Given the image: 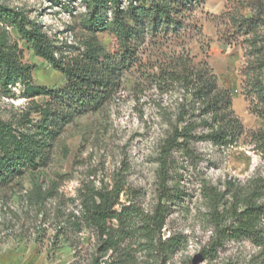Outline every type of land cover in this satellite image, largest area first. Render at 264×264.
<instances>
[{
    "label": "rangeland",
    "instance_id": "1",
    "mask_svg": "<svg viewBox=\"0 0 264 264\" xmlns=\"http://www.w3.org/2000/svg\"><path fill=\"white\" fill-rule=\"evenodd\" d=\"M127 0H125L126 2ZM23 9L65 53L81 52L89 32L82 26L85 7L80 0H0ZM259 18L264 35V0H203L184 16L183 29L166 39L147 37L136 61L124 69L109 97L97 108L61 118L53 130L44 163L8 185H0V264H103L101 240L94 229L72 222L81 219L82 196L88 188L122 186L120 201L137 203L145 212L159 201V156L163 141L182 107L185 88L167 74L176 70L197 73L207 68L220 88L231 94V108L244 133L232 145L216 147L195 141L191 150H174L167 183L174 188L168 201L162 239L178 234L183 247L171 255L132 243L135 264H206L201 250L212 234L204 184L226 188L228 181L245 184L264 179V149L251 133L264 131V117L250 110L245 74L252 61L250 41L239 22ZM1 26V25H0ZM18 44L22 61L31 66V82L58 90L63 73L37 56L15 28L6 26ZM105 52L114 53L118 41L111 29L94 34ZM67 46H71L70 48ZM78 48V49H76ZM48 96L25 97L16 84L10 94L0 89V118L13 122L40 117L35 105ZM255 251L248 240L227 242L214 262L243 259ZM111 258V257H110Z\"/></svg>",
    "mask_w": 264,
    "mask_h": 264
},
{
    "label": "trees",
    "instance_id": "2",
    "mask_svg": "<svg viewBox=\"0 0 264 264\" xmlns=\"http://www.w3.org/2000/svg\"><path fill=\"white\" fill-rule=\"evenodd\" d=\"M202 1L80 0L85 7L82 26L90 36L78 53L62 51L25 10L0 4V89L10 94L11 88L20 84L25 97L43 95L50 99L45 105L34 106L40 115L35 122L29 116L19 122L0 118V185L37 170L44 163L53 130L61 118L99 107L111 94L121 72L136 61L137 50L147 37L166 39L169 33L178 34L185 14ZM259 21L243 18L239 24L250 41L249 53L253 56L248 62L250 71L245 74L244 90L251 97L250 110L264 117V35L258 34ZM6 26L15 28L37 56L63 73L62 88L50 90L31 82V66L22 61L18 44L9 40ZM108 28L118 41L114 53L105 52L94 36ZM166 76L181 82L186 94L161 146L159 201L145 212L137 203L120 201L121 185L111 189L90 187L82 196L81 219L72 222L75 228L81 224L95 230L103 252L110 253L103 264H135L131 254L135 240H143L146 248L159 249L164 256L181 249L185 244L183 236H160L169 209L167 202L174 196V188L167 183L171 153H188L195 141H209L216 147L232 145L244 133L231 108L230 91L220 88L207 68L197 73L173 70ZM251 138L264 149L263 130L252 132ZM203 186L212 226L211 239L201 250L206 264H264V179L255 176L245 184L228 181L223 190ZM243 240H248L255 251L241 260L214 262L218 250L227 242Z\"/></svg>",
    "mask_w": 264,
    "mask_h": 264
}]
</instances>
